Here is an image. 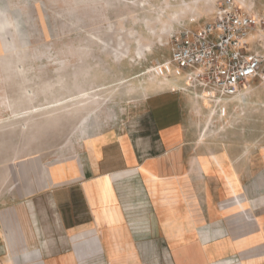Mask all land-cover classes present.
Masks as SVG:
<instances>
[{
	"label": "rangeland",
	"instance_id": "374dc122",
	"mask_svg": "<svg viewBox=\"0 0 264 264\" xmlns=\"http://www.w3.org/2000/svg\"><path fill=\"white\" fill-rule=\"evenodd\" d=\"M213 2L0 0V214L27 202H14L16 184H32L47 169L85 154L90 141L103 133L137 130L138 118L151 114L162 123L169 117L183 123L186 137L172 151L226 145L233 132L251 131L256 137L251 145H261L264 81L254 82V103L233 99L225 109L224 101L214 105L182 92L175 100L167 98L176 75L172 68L157 69L169 57L170 32L191 20V27H197L213 13ZM259 41L251 39V47H259ZM176 80L182 83V77ZM57 100L64 103L44 110ZM34 108L39 111L30 113ZM24 113L29 115L14 119ZM160 153L165 150L149 155ZM194 181L200 183V174ZM224 235L196 241L206 246ZM153 260L152 254L145 255V264Z\"/></svg>",
	"mask_w": 264,
	"mask_h": 264
},
{
	"label": "crops",
	"instance_id": "0c3cea01",
	"mask_svg": "<svg viewBox=\"0 0 264 264\" xmlns=\"http://www.w3.org/2000/svg\"><path fill=\"white\" fill-rule=\"evenodd\" d=\"M255 6L264 12V0ZM170 84L167 98L175 100L182 93ZM255 97L253 89L244 104ZM171 118H138L137 130L103 133L85 154L16 184L14 202H27L0 214V264H145L146 254L152 264L230 256H238L234 264H264V142L254 148L251 131L233 132L226 145L172 151L186 131ZM156 150L165 153L149 155ZM220 234L206 246L196 241Z\"/></svg>",
	"mask_w": 264,
	"mask_h": 264
},
{
	"label": "built area",
	"instance_id": "2783aa9c",
	"mask_svg": "<svg viewBox=\"0 0 264 264\" xmlns=\"http://www.w3.org/2000/svg\"><path fill=\"white\" fill-rule=\"evenodd\" d=\"M213 3V13L200 25L191 27L195 24L191 20L170 32L169 57L161 66L182 77L174 86L176 93L205 97L214 105L244 101L255 80L264 81V54L250 44L251 39L264 37V12L256 11L255 0Z\"/></svg>",
	"mask_w": 264,
	"mask_h": 264
},
{
	"label": "bare ground",
	"instance_id": "6f19581e",
	"mask_svg": "<svg viewBox=\"0 0 264 264\" xmlns=\"http://www.w3.org/2000/svg\"><path fill=\"white\" fill-rule=\"evenodd\" d=\"M8 18V17H7ZM9 19V18H8ZM161 67L162 66H157V69H159V71H164L163 69H161ZM156 69V68H155ZM155 69H149L148 71H147V73H151V71H153V70H155ZM177 77H179V76H173L172 77V79L170 80V82H172L173 84H174V86L177 84ZM87 97H84L83 99H80V101H85V99H86ZM193 98L194 99H197V100H201V101H205V102H209L208 100H207V98H205V97H203V98H198V97H194L193 96ZM221 102V101H220ZM64 102L63 101H61V100H57L56 102H55V104H51V103H49L48 104V106L46 107V108H44V110H47V109H49V108H52V107H56V106H58V105H61V104H63ZM39 111V109H37V108H34V110L32 111V112H30V113H37ZM29 114H27V113H24V114H22V115H16V117L14 118L15 120H17V119H19V118H22V117H27Z\"/></svg>",
	"mask_w": 264,
	"mask_h": 264
}]
</instances>
